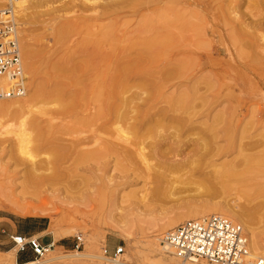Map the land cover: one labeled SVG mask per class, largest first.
<instances>
[{"label":"rangeland","instance_id":"obj_1","mask_svg":"<svg viewBox=\"0 0 264 264\" xmlns=\"http://www.w3.org/2000/svg\"><path fill=\"white\" fill-rule=\"evenodd\" d=\"M25 6L14 4L20 48L31 51L21 59L26 93L19 100L35 99L25 117L0 111V264L60 255L68 256L41 264H111L86 254L115 258L118 246L131 264H148L155 259L150 242H164L174 218L179 224L197 208L225 206L244 212L245 236L253 234L264 250V201L257 194L264 185V0H28ZM105 26L101 74L112 72V60L132 64L118 93L124 105L97 117L98 105L85 91L73 113L49 120L47 132L49 116L38 110L57 104L36 99L38 93L66 83L57 67L69 53L93 50L86 43L103 36ZM62 28L67 32L60 35ZM162 36L170 43H150ZM180 94L182 101L168 100ZM112 147L139 149L144 160L121 159ZM217 168L225 171L215 178ZM23 181L54 182L32 204L19 199L31 197ZM53 228L62 232L58 239ZM11 235L53 244L34 257L28 249L17 252Z\"/></svg>","mask_w":264,"mask_h":264},{"label":"bare ground","instance_id":"obj_2","mask_svg":"<svg viewBox=\"0 0 264 264\" xmlns=\"http://www.w3.org/2000/svg\"><path fill=\"white\" fill-rule=\"evenodd\" d=\"M83 1H90V0H83ZM14 4L17 7V9L22 8V7L24 8V6L28 4V0H16V2ZM66 26H67V24H66ZM65 28H67V27H65ZM103 29H105V30L103 31ZM103 29H102V33H101V34H103V36H101L99 38L97 37L96 39H94L92 41H87V43H86V44L90 43L92 46H94V48H92L93 50L87 52L85 55H82L81 57L76 56L74 52L69 53L64 59V65H62V67L61 66L57 67V69L55 68L57 70L56 72L59 73L64 79L67 80L66 83H63V82L59 83V85H56L52 90L50 89V91H47L46 88H45L46 90H44L46 92H44V91L40 92V90H39L40 93H38V95L36 94L37 95L36 99L38 97H40L44 100L54 101L57 104V108L54 110H48L47 108L38 110V113H40V115H46L47 114L49 116V119L46 122V125L44 127V129L47 132H50L53 130V127H52L49 120L53 119L59 115L65 116L67 114L73 113L75 110V108H74L75 104L74 103L77 101L78 98H80L81 96L83 97L85 95V93H86L85 91H88L91 93L90 96H91L92 101L98 105V110L95 113V116H97V117H99V116L104 117V115L107 112H110V111L114 112V110L117 109V107H121L122 105H124L125 99L120 97L118 95V93H119L120 89H122L124 87V85L126 83L125 82L126 77H127L126 75L131 70L132 64L129 62L122 61V59L126 58L124 56H123L124 58L117 57V58H119L118 60L116 59V60H112L110 62H108L106 59V61L108 62V65L110 64V66H111L112 72L101 74L100 65L103 64V62L105 61V58H107V56H108L102 49V45H103V43H105V42H103L102 37H105V38L108 37V29L106 26L103 27ZM58 32L60 35H62V33L66 34L67 31L65 32V29L62 28ZM98 36H100V34ZM106 39H108V38H106ZM169 40H170L169 37L162 36V37H157L152 42H150L151 41L150 40L149 42L152 43L153 45L155 44V45H159V46H165V45L170 43ZM146 41H144V42H146ZM19 44H20V39H19ZM30 52L28 50L26 51L24 49V47L21 46V48H20L21 59H24V57H29L31 54ZM109 52H113V51H109ZM32 55H33V53H32ZM111 55H113V54L111 53ZM121 55H122V51H121ZM110 59H112V58H110ZM52 65H54V63ZM53 67H55V66H53ZM165 70H166V68H165ZM149 71H153V70H149ZM169 73H170V71H169ZM76 84H78L80 88H82V89L84 88L79 93H76V89H75ZM0 86H2V87L6 86V80L4 78H0ZM42 87H43V85H42ZM184 96H185V94H180L178 97H169L168 100L172 101V102H173V100H175L176 101L175 103H177V101H179V102L182 101L184 99ZM22 97H24V96H22ZM20 98L0 100V111H1V113L5 114V115L9 114L13 117L20 116V115L25 117L26 114L27 115L30 114L31 108L34 107L33 101H34L35 97L33 96V98L28 97V98H25L23 100H19ZM185 100H186V97H185ZM119 110H120V108H119ZM120 116L117 115L116 117L119 118ZM122 117H123V114H122ZM35 120H38V119H35ZM31 121H34V120L32 119ZM32 126H35L36 128H38L40 126L39 121H37V122L34 121L32 123ZM39 129H40V127H39ZM118 133H120V132H118ZM111 149L114 150L115 153L117 154V156H119L121 159L130 161L134 158H139L142 161L144 160L143 155L139 149L131 150L129 148L127 149V147L126 148H124V147H119V148L118 147H112ZM89 155H91V154H89ZM84 156H86V155H84ZM87 156H88V154H87ZM164 159L166 160V159H168V157L164 158ZM169 160L170 159H168V161ZM164 163H166V161H164ZM47 165H49V163H47ZM168 165H169L168 167L174 168V167H172L171 163ZM213 170H214L213 176L215 178H218L220 176V173L222 171H225L223 169H222V171H220L221 168H220V170L218 168L213 169ZM218 170L220 171V173ZM143 171L144 172L146 171L145 174H148L149 166L147 163H144ZM228 171H230V170H228ZM144 172H142V173L144 174ZM226 174H224V175H226ZM53 182L54 181H23V183L21 184L23 194L24 195L28 194L29 196L31 195V197L27 198L26 196H20L19 199H22L21 200L22 202L31 201L33 204V202L35 200H38L39 198H41L38 194L40 188L42 186L44 187V185H46V184H51ZM257 188H259L257 190L258 196H261L263 201H264V185L258 186ZM62 192L66 193V194L70 193L68 187L63 188ZM14 200L18 205L20 204L18 199H14ZM25 204H26V202H25ZM42 205L45 206L44 204H41V206ZM20 206H22V205H20ZM207 206H208V204H207ZM39 207L40 206H38V208ZM29 208H31V207H29ZM41 209H43V208H41ZM202 210L198 211V208H197V210L193 211V214L185 217L183 220L200 219V218H203L205 216H208L206 214H218V215H222V216L227 217L228 219L232 220L233 222H239V224L240 223L241 224L246 223L245 220H243V216H244L243 213L244 212L242 210L237 209V208L232 207V206H225L224 209L222 211H219V212L217 211V209H216V211L214 210L211 212H202ZM180 220H181V218H176V219L174 218V220H172L171 224H177L178 225V222ZM54 229H56V228H53L51 230V233L54 234L55 239H58L60 237V235L62 234V232L60 233L58 230H54ZM161 230H162V228H161ZM253 236H254L253 234L250 235L249 241L247 239V243H248V247H249L250 251L251 252L255 251V252H257V254L255 253V255H262L264 257V250L260 249L258 247V245L256 244V242H253L254 241L253 238H255V236L254 237ZM125 237L128 241H130V235L129 234L126 235ZM158 241H159V237H155L154 240H152L150 242V246L152 248V252L155 255V259H151L148 262V264H195V263L205 264V263H207L203 260H200L202 262H197L198 260H192V261H186V262L181 261L180 259H178L173 254L172 250L170 249V247L165 242H162V241L158 242ZM52 244H53V242H52ZM13 253H11V254L13 255ZM72 255H79V254L75 253V254H71V256ZM65 256H68V255H63V256L60 255V256H55V257L52 256V257L46 258L44 261L54 260V259H58V258L60 259L62 257L64 258ZM86 256L90 257L92 259H96L97 261L107 260L111 264H131L129 262V260L127 259V256L125 254L116 256V258H113V259L107 258L101 254H98V253H87ZM121 256H123L122 260H120ZM44 261H40V262L27 261V262H24L22 264H41Z\"/></svg>","mask_w":264,"mask_h":264},{"label":"built area","instance_id":"obj_3","mask_svg":"<svg viewBox=\"0 0 264 264\" xmlns=\"http://www.w3.org/2000/svg\"><path fill=\"white\" fill-rule=\"evenodd\" d=\"M0 78L6 86H0V100L20 98L26 93V78L21 61L14 3L16 0H0ZM16 251L29 250L34 257H41L52 247L43 245L34 236L11 235ZM81 237H77L80 242ZM163 241L181 261L203 260L209 264H262L264 257L250 251L243 227L225 216L210 214L200 219H187L170 228ZM115 247L112 256L122 253ZM104 254H108L103 249ZM113 259V258H111Z\"/></svg>","mask_w":264,"mask_h":264},{"label":"snow or ice","instance_id":"obj_4","mask_svg":"<svg viewBox=\"0 0 264 264\" xmlns=\"http://www.w3.org/2000/svg\"><path fill=\"white\" fill-rule=\"evenodd\" d=\"M262 264H264V262H262Z\"/></svg>","mask_w":264,"mask_h":264},{"label":"crops","instance_id":"obj_5","mask_svg":"<svg viewBox=\"0 0 264 264\" xmlns=\"http://www.w3.org/2000/svg\"><path fill=\"white\" fill-rule=\"evenodd\" d=\"M24 263V262H23Z\"/></svg>","mask_w":264,"mask_h":264}]
</instances>
